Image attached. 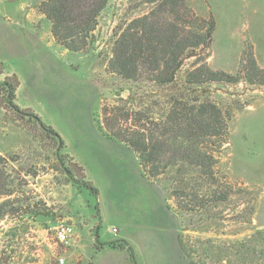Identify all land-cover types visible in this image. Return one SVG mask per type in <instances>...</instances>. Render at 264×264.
<instances>
[{"label": "rangeland", "instance_id": "rangeland-1", "mask_svg": "<svg viewBox=\"0 0 264 264\" xmlns=\"http://www.w3.org/2000/svg\"><path fill=\"white\" fill-rule=\"evenodd\" d=\"M41 1L0 0V264H264V0L169 6L161 16L214 26L164 85L109 69L121 31L156 3L108 0L93 42L73 51L54 38ZM202 63L238 80L188 82ZM173 97L212 101L229 132L202 147L214 154L213 175L187 173L183 189L175 170H142L158 191L141 227L139 155L109 134L102 109L125 105L133 114L121 123L139 125L145 116L134 111L163 119ZM66 223L70 243L57 237Z\"/></svg>", "mask_w": 264, "mask_h": 264}, {"label": "trees", "instance_id": "trees-1", "mask_svg": "<svg viewBox=\"0 0 264 264\" xmlns=\"http://www.w3.org/2000/svg\"><path fill=\"white\" fill-rule=\"evenodd\" d=\"M146 1L156 3V6L148 14L132 19L121 31L115 41L109 69L125 78L136 79L144 75L158 85L170 84L175 81L183 59L195 54L194 48L211 39L214 24L206 31H200L199 24L185 25L176 16H161L169 6L176 10L183 0ZM107 2L42 0L39 9L51 21L56 41L70 50L80 51L93 42L98 18ZM256 66L253 59L250 67ZM248 79L253 81L251 77ZM213 80L234 82L238 77L223 70H214L208 63L199 64L188 72L187 81L190 83ZM171 100L167 115L160 120L134 111L145 116L144 122L123 125L121 119L128 122L133 113L125 105L119 104L103 107L102 117L109 134L138 153L145 174L156 178L175 170L177 174L183 175L174 178L175 182L182 183L183 189L188 185L187 173L213 175L214 154L202 147L213 137H227L228 118L220 107L209 100L189 102L177 97ZM37 118L40 120V117ZM41 124L46 127L44 122ZM86 186L96 191L92 185L87 183ZM174 192L181 193L180 188L174 189ZM175 196L179 198L178 206L185 208L187 205H183L180 199L182 195L179 197L175 193ZM6 205V202L0 203V216L6 214ZM129 251L133 258L131 247Z\"/></svg>", "mask_w": 264, "mask_h": 264}, {"label": "crops", "instance_id": "crops-1", "mask_svg": "<svg viewBox=\"0 0 264 264\" xmlns=\"http://www.w3.org/2000/svg\"><path fill=\"white\" fill-rule=\"evenodd\" d=\"M139 172L141 174V183H142V194L139 195L138 199L141 202L139 205V217L143 218L144 220L140 221L141 227L146 226L148 227L150 225L149 218L151 217V213L153 212L152 206V195L157 194L158 189H156V185H154L147 176L144 175V172L142 171V168L139 164ZM144 177V178H143ZM157 190V191H156ZM153 192V193H152ZM164 197V196H163ZM133 213V212H132ZM132 215V214H131ZM130 215V216H131ZM163 221V220H162ZM161 221V225H159L161 228H165L164 221ZM135 225L136 223L133 222ZM117 226L116 224H113L110 226V231L112 226ZM118 227V226H117ZM112 232V231H111Z\"/></svg>", "mask_w": 264, "mask_h": 264}, {"label": "built area", "instance_id": "built-area-1", "mask_svg": "<svg viewBox=\"0 0 264 264\" xmlns=\"http://www.w3.org/2000/svg\"><path fill=\"white\" fill-rule=\"evenodd\" d=\"M111 229H112V232H114V233H117V231H118V227L115 226V225L112 226ZM74 234H75L74 225L69 224V223L63 224L57 230L58 239L61 242H65V243H70V241L74 237ZM59 261H60L61 264H63V263H65V258L64 257H60Z\"/></svg>", "mask_w": 264, "mask_h": 264}]
</instances>
